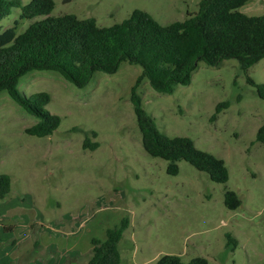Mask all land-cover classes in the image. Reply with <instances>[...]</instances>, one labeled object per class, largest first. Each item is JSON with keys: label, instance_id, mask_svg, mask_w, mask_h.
Masks as SVG:
<instances>
[{"label": "rangeland", "instance_id": "rangeland-1", "mask_svg": "<svg viewBox=\"0 0 264 264\" xmlns=\"http://www.w3.org/2000/svg\"><path fill=\"white\" fill-rule=\"evenodd\" d=\"M30 0H21L23 4ZM199 0H54L51 15L73 13L109 26L139 8L160 24L182 20ZM264 14V1L241 7ZM20 9L0 19V31L24 30L31 20ZM139 65L122 62L113 73L95 72L76 87L54 70H31L18 89L27 97L50 94L45 106L61 117L49 135L24 129L38 119L0 91V173L11 179L0 200V264H86L91 239H105L107 228L122 218L128 226L118 242L120 264H154L162 254L184 261L203 256L209 264H260L264 261V145L255 140L264 122V101L246 82L234 58L217 66L199 61L186 85L171 93L155 91L147 80L136 92L143 108L167 136H188L195 146L222 158L225 183L181 159L178 173L149 155L130 99ZM264 81V58L248 68ZM229 101L212 120L218 102ZM97 142L84 148L83 141ZM241 200L224 204V191ZM226 233L237 240L232 250Z\"/></svg>", "mask_w": 264, "mask_h": 264}, {"label": "trees", "instance_id": "trees-1", "mask_svg": "<svg viewBox=\"0 0 264 264\" xmlns=\"http://www.w3.org/2000/svg\"><path fill=\"white\" fill-rule=\"evenodd\" d=\"M248 0H199L197 10L182 20L160 24L150 13L135 8L129 16L109 26H101L94 17L78 18L73 13L51 15L54 0H0V19L19 8L21 19L31 20L17 33L15 27L0 31V91L8 95L38 121L24 131L34 136L51 134L61 117L46 109L51 97L40 91L27 97L18 89L21 76L31 70H54L76 87H84L95 72H115L122 62L139 65L141 72L131 87L130 99L141 133L144 150L165 159L169 174L178 173V160H185L212 181L225 183L229 174L222 158L197 148L188 136H167L155 118L142 106L136 88L143 80L157 92L171 93L174 85H186L197 63L217 66L234 58L246 74V82L264 101V81L256 82L247 74L253 64L264 58V14L249 15L241 11ZM229 101L218 102L212 120ZM255 140L264 145V122L257 128ZM97 142L86 137L84 148H96ZM11 179L0 173V200L10 192ZM229 209L240 206L233 190L224 191ZM128 226L122 218L107 228L105 239H91V256L86 264H120L118 242ZM227 246L233 250L237 240L226 233ZM154 264H209L203 256L184 261L176 254H162ZM260 264H264V261Z\"/></svg>", "mask_w": 264, "mask_h": 264}, {"label": "crops", "instance_id": "crops-1", "mask_svg": "<svg viewBox=\"0 0 264 264\" xmlns=\"http://www.w3.org/2000/svg\"><path fill=\"white\" fill-rule=\"evenodd\" d=\"M248 1H249V0H248ZM259 1H261V2H262V1H264V0H259ZM240 9H241V8H240Z\"/></svg>", "mask_w": 264, "mask_h": 264}]
</instances>
